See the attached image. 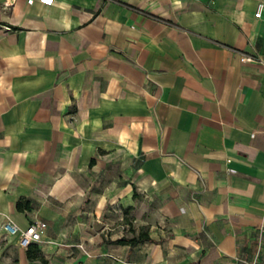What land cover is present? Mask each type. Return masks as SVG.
<instances>
[{
  "label": "crops",
  "instance_id": "1",
  "mask_svg": "<svg viewBox=\"0 0 264 264\" xmlns=\"http://www.w3.org/2000/svg\"><path fill=\"white\" fill-rule=\"evenodd\" d=\"M260 1L0 0V264H264Z\"/></svg>",
  "mask_w": 264,
  "mask_h": 264
},
{
  "label": "built area",
  "instance_id": "2",
  "mask_svg": "<svg viewBox=\"0 0 264 264\" xmlns=\"http://www.w3.org/2000/svg\"><path fill=\"white\" fill-rule=\"evenodd\" d=\"M28 3L31 0H27ZM11 3H8L7 6H11ZM264 12V2H258L256 8L254 10V17L259 19ZM242 62H254L257 61L252 56H242L240 58ZM260 63L264 64V61L258 60ZM2 229L6 233V235L16 236L17 243L21 248H27L32 243L40 242L41 236L47 229V224L42 221H32L27 227L20 228L16 224L11 221H6L2 224ZM241 264H255L252 261L243 258H235Z\"/></svg>",
  "mask_w": 264,
  "mask_h": 264
},
{
  "label": "trees",
  "instance_id": "3",
  "mask_svg": "<svg viewBox=\"0 0 264 264\" xmlns=\"http://www.w3.org/2000/svg\"><path fill=\"white\" fill-rule=\"evenodd\" d=\"M17 207L18 209H22L20 202H18ZM143 241H150V238L148 237L147 234L139 232L138 235H134L132 237H122L117 242L120 244H129L130 246H134ZM30 258H31V255H30Z\"/></svg>",
  "mask_w": 264,
  "mask_h": 264
}]
</instances>
